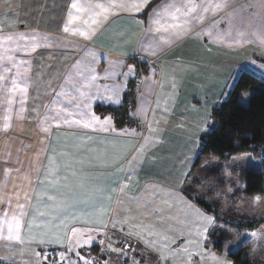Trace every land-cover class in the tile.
I'll return each mask as SVG.
<instances>
[{
    "label": "crops",
    "instance_id": "crops-1",
    "mask_svg": "<svg viewBox=\"0 0 264 264\" xmlns=\"http://www.w3.org/2000/svg\"><path fill=\"white\" fill-rule=\"evenodd\" d=\"M74 2L103 4L107 11L100 16H90L87 11L77 14L71 8ZM176 2L0 0V53L12 43L2 39L9 35L35 33L47 37L46 43L52 45L45 48L41 43L39 48L30 50L28 54L19 50L15 53L18 61L26 59L30 62L27 74L33 81L24 112L19 111L18 100L9 112L0 94V128H4L6 122L11 125L7 132L1 133L15 136V142L6 147V158L19 144L30 142L33 137L34 141L43 145L42 151L36 145L31 154L26 152L23 156L27 155L30 164L28 161L24 163L23 159L17 164L15 172L11 163L1 161L6 172L13 174L14 178L0 179V214L7 208L3 201L11 200L13 208L18 202H24L31 211L38 206L37 192L42 193L41 200L46 199V185H34L46 179L44 173L48 171L53 156L55 161H59L56 167L60 184L87 179L92 184L114 189L110 198L103 201L102 213L69 218L62 223L55 220L49 222L48 217L38 218L36 225L39 226L34 225L30 232L27 228L23 229L25 243L22 245L25 247H36L41 252L49 249L48 255L52 253L55 257L56 253H64L68 247L85 246L88 249L85 253L87 264L98 263V260L103 264L126 262L133 252L126 254L117 248L127 255L122 257L112 250L120 238L134 246L133 240L119 229L124 225V218L116 217L121 194L134 195L138 179H142L141 190L148 180L157 182V191L165 188L166 182L161 179H169L168 163H177L194 141L181 136L174 138L169 146L174 147L170 151L162 136L186 134L198 138L207 132L212 126V110L232 90L235 73L246 71L248 60L264 61V0H227L229 6L217 13L219 23L215 28L212 27L213 20H206L197 24L194 30L185 31L179 38L171 35L179 29L157 32L154 23L158 11ZM210 2L219 3L222 0ZM93 19L97 23L93 24ZM169 19L164 17L162 23ZM66 25L70 29L67 33L63 31ZM92 29L95 30L92 40L72 34L73 31L78 33ZM31 43L25 40L21 46ZM84 49L97 54L95 62L90 65L97 74L93 90L99 93L92 99L93 112L101 120L109 117L99 116L96 106L119 107L132 92L135 103L130 113L132 124L119 129L110 116L114 131L106 132L82 128L74 130L68 126L58 128L55 121L48 122L55 94L63 86L69 70L82 58L84 64L91 61ZM20 67L23 69L24 65ZM133 68L135 71H132ZM112 88L117 89L119 95L108 101L110 93L107 89ZM16 95L19 97L20 94ZM117 99L119 103H115ZM44 126L50 130L47 138ZM140 149L143 151L139 152ZM36 152L38 163L33 179L32 159ZM133 156H138V160L132 161ZM55 161L52 163L55 164ZM150 163H153L152 167ZM130 166L133 169L131 172ZM30 167L29 173L27 169ZM117 167H122L123 172L117 171ZM125 184L127 187L121 191ZM14 192L17 194L13 195ZM25 194L31 199L25 201ZM78 241L88 243L80 244Z\"/></svg>",
    "mask_w": 264,
    "mask_h": 264
},
{
    "label": "rangeland",
    "instance_id": "rangeland-1",
    "mask_svg": "<svg viewBox=\"0 0 264 264\" xmlns=\"http://www.w3.org/2000/svg\"><path fill=\"white\" fill-rule=\"evenodd\" d=\"M244 73L252 74L264 81V61L257 63L248 60L246 71L235 73L236 78L232 82V90ZM232 90L221 100V103L227 101ZM261 90L260 86L249 87L243 92L240 102L243 105H248L251 95ZM211 125H215L214 120L211 121ZM1 132H4L3 128H0ZM180 136L194 141L191 147L192 151L191 148L185 150L177 163H168L169 179H161L166 182L165 188L157 191V182L148 180L147 185L141 190L142 179H138L136 182L137 191L134 195L121 194L116 217L124 218V225L119 229L134 243L133 254H130L128 260L123 264H166L164 260L159 259L160 251L158 249L161 245H166L164 250L171 252L169 264H219L220 261L234 264L231 258L218 251L215 246L220 241L224 249L229 251L249 238V232L246 229L223 223L229 222L238 225L246 221L264 219V194L249 196L245 193L246 182L244 179L248 170L260 171L262 169L261 152L258 155L252 151L238 153L225 159L211 154L202 155L198 161L199 148H201L200 136L198 138L195 135L186 134L162 136L164 143L165 141L167 143V150L172 151L174 146L169 147L172 139ZM33 138L30 142L17 144L18 147L13 150V154L6 158L8 150L6 147L15 142V136L0 134V179L14 178L13 174L6 172L1 161L4 164L11 163L13 172H15L17 164L23 159L24 163L28 161L30 164L29 159H26L27 155L23 156L26 152L31 154L36 149V145L42 151L43 145L34 141ZM198 139L199 145L196 142ZM37 152L33 154L32 159L33 179L38 163ZM1 156L4 158L1 159ZM149 165L152 167L153 163ZM27 171L30 173L31 167ZM182 190L195 194L209 203L219 205V217L226 221L219 223L214 215L207 214L189 201ZM124 203H126V207ZM196 210L214 219L212 221L200 220L196 215ZM205 228H207L206 232ZM148 229H152L151 235H147ZM256 232L258 240L255 247L243 252L242 258L249 264H264V223L259 224ZM137 235H145L146 240L137 239ZM165 235H167V241L164 239ZM148 241L152 242L151 245L148 244ZM9 246L6 241H0V257L5 258L4 261H0V264H11L12 260L15 261V264H51V262L53 264L54 258L59 264L60 253H56L53 257L52 253L48 255L49 249L43 250V255L37 256V253L42 252L36 247L28 248L21 244H13L11 246L16 250L9 253ZM114 248L118 251H114V253L122 257L127 256L121 253L122 250L118 248L117 243ZM106 249L109 250V248ZM87 252L88 249L85 246L68 247L64 252L62 264H69V261L71 264H85V253ZM44 255L48 256L47 260H44ZM143 261L147 263H143ZM94 264L103 263L98 260V263Z\"/></svg>",
    "mask_w": 264,
    "mask_h": 264
},
{
    "label": "snow or ice",
    "instance_id": "snow-or-ice-1",
    "mask_svg": "<svg viewBox=\"0 0 264 264\" xmlns=\"http://www.w3.org/2000/svg\"><path fill=\"white\" fill-rule=\"evenodd\" d=\"M228 6L227 0H222L219 3H212L210 0H201L199 3L196 0H188V2L177 0L176 3L166 5L157 12L156 19L154 20L157 26L155 30L157 32L162 30L167 32L169 28L179 29V31L171 33V35L179 38L185 31L194 30L197 24H203L206 20H213L212 27L215 28L216 24L219 23L216 19L217 13ZM71 8L75 9L77 14L82 11H87L90 16H100L103 12L107 11V8L103 4H78L74 2L71 4ZM164 17H169L170 19L162 23ZM69 20L70 22L72 21L71 14ZM92 23L95 24L97 21L93 19ZM184 25H188L189 27L185 28ZM69 30L67 25L63 29L66 33ZM94 32L95 30L92 29L78 33L73 31L72 34H78L85 40H92ZM208 34L211 35V31ZM226 35H230V33H226ZM240 35H243V33H240ZM2 39L5 42L11 41L12 43L8 44L3 53H0V94H2V98L7 104L9 112H11L12 105L17 100L20 105L19 111L24 112L30 84L33 81L32 77L27 74L30 69V62L26 59H20L18 61L15 53L19 50L24 54H28L30 50L34 51L39 48L41 43H43L45 48L51 47L52 45L46 43L48 40L47 37H40L35 33L9 35ZM233 39H237V37H233ZM25 40H30L32 43L21 46V42ZM84 52L87 57H91V61L88 64H84L82 58L69 70L63 86L55 94L53 106L49 109V113L52 115L48 122L55 121V126L58 128L68 126L74 130L82 128L86 130L91 129L92 131L113 132L114 126L111 117H105L101 120L92 110V99L94 96H99V93L93 90L97 74L90 65L95 62L97 54L89 49H84ZM82 64L84 65L83 67L81 66ZM20 65H24V68L21 69ZM132 71H135V69L133 68ZM69 85H71L70 89ZM107 92L110 93L107 98L108 101H112L113 96L119 95L118 90L115 88L107 89ZM17 93L20 94L19 97H17ZM119 102L118 99L115 101V103ZM10 127L11 125L6 122L3 131L7 132ZM43 132L47 138V135H50L49 127L44 126ZM123 134L126 133H117V135ZM138 151L142 152L143 149ZM137 160L138 156L132 157V161ZM52 161H55V156L50 158L49 169L44 173L46 179L39 181L38 185H34V187H43L46 185L48 189L46 199L44 200L40 199L41 192L36 193L37 207L30 211L28 205L24 202H18L16 207L13 208L11 200L3 201L7 205V208L3 211L2 217H0V241H6L10 245L8 247L9 253L16 250L11 245H22L25 243L23 229L27 228L30 232L34 225L39 226L36 225L38 218L48 217L49 222L55 220L57 223H62L69 218L89 216L95 212L102 213L104 211L103 201L109 199L111 192L114 191V189H107L101 185L92 184L87 179H80L68 184H60L58 181L59 173L56 167L59 161H55V164ZM70 170L71 166H69ZM116 170L123 172L122 167H117ZM132 170L130 166L129 171L131 172ZM37 175H39V169H37ZM128 178L125 177V179ZM116 182L119 183L118 178ZM126 187V184L123 185L121 191ZM16 194V192L13 193V195ZM30 199L31 197L25 194L24 200L27 201ZM189 207L192 206L189 205ZM196 215L200 220L212 221L214 219L198 210H196ZM113 226L115 227V225ZM204 231L206 232L207 228ZM129 234L132 235L133 233ZM151 234L152 229H148L147 235ZM137 239L144 241L146 240V236L137 235ZM164 239L167 241V235H165ZM78 243L84 244L88 243V241H78ZM151 243V241H148L149 245ZM165 248L166 245H161L158 249L160 251L159 259L169 264L171 252L165 251ZM112 250L115 251V249ZM40 255H43V253H37V256ZM43 258L47 260L48 256L44 255ZM63 259L64 253H60L59 264H62ZM4 260V257H0V261ZM11 264H15V261L12 260ZM53 264H58L55 258L53 259ZM69 264H71V261H69ZM85 264H87V261H85ZM219 264H227V262L220 261Z\"/></svg>",
    "mask_w": 264,
    "mask_h": 264
},
{
    "label": "trees",
    "instance_id": "trees-1",
    "mask_svg": "<svg viewBox=\"0 0 264 264\" xmlns=\"http://www.w3.org/2000/svg\"><path fill=\"white\" fill-rule=\"evenodd\" d=\"M251 86H260L262 90L251 95L248 105H243L240 102L241 96ZM125 101L119 107L98 105L95 111L99 116H112L116 126L119 129L124 128L133 123L130 113L135 104L134 94L131 92ZM211 117L215 125H212L207 132L200 136L201 148L197 160L199 161L202 155L211 154L225 159L238 153L252 151L258 155L261 152L263 157L262 169L260 171L248 170L244 179L246 182L245 193L249 196L264 194V81L252 74L244 73L238 79L227 101L219 103L213 108ZM184 190L187 198L197 207L207 214L214 215L219 223L226 221V219L219 217V205L209 203ZM245 223L238 225L229 222L223 223L246 229L249 232V238L245 239L242 244L234 246L229 251L224 249L220 241L215 246L218 251L231 258L234 264H249L243 260V252L255 247L258 240L256 229L259 224L264 223V219L246 221Z\"/></svg>",
    "mask_w": 264,
    "mask_h": 264
},
{
    "label": "built area",
    "instance_id": "built-area-1",
    "mask_svg": "<svg viewBox=\"0 0 264 264\" xmlns=\"http://www.w3.org/2000/svg\"><path fill=\"white\" fill-rule=\"evenodd\" d=\"M118 248L121 249L123 252L131 253L134 249V246L130 243H127L125 240L120 239L117 242Z\"/></svg>",
    "mask_w": 264,
    "mask_h": 264
}]
</instances>
